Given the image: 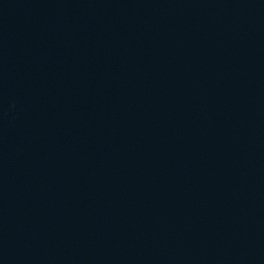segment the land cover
<instances>
[{"label":"water","instance_id":"obj_1","mask_svg":"<svg viewBox=\"0 0 264 264\" xmlns=\"http://www.w3.org/2000/svg\"><path fill=\"white\" fill-rule=\"evenodd\" d=\"M0 264H264V0H0Z\"/></svg>","mask_w":264,"mask_h":264}]
</instances>
